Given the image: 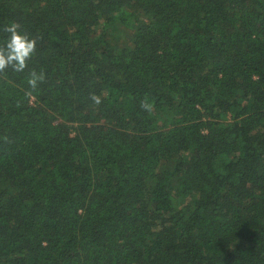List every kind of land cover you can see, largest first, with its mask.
Returning a JSON list of instances; mask_svg holds the SVG:
<instances>
[{
    "label": "trees",
    "instance_id": "1",
    "mask_svg": "<svg viewBox=\"0 0 264 264\" xmlns=\"http://www.w3.org/2000/svg\"><path fill=\"white\" fill-rule=\"evenodd\" d=\"M13 23L0 264H264V0H0V46Z\"/></svg>",
    "mask_w": 264,
    "mask_h": 264
},
{
    "label": "clouds",
    "instance_id": "2",
    "mask_svg": "<svg viewBox=\"0 0 264 264\" xmlns=\"http://www.w3.org/2000/svg\"><path fill=\"white\" fill-rule=\"evenodd\" d=\"M5 31L9 33V37L6 44L0 46V72L9 66L15 71H23L36 50V40L20 31L19 26L15 23L6 27ZM44 78L42 71L32 70L28 80L30 88L35 89L39 83L43 82ZM91 99L96 104L101 103V98L98 95L93 94ZM139 107L150 114L154 109V101L145 95L140 100Z\"/></svg>",
    "mask_w": 264,
    "mask_h": 264
}]
</instances>
